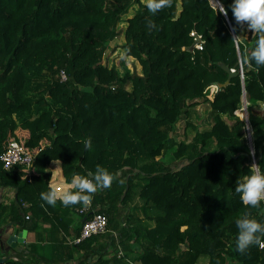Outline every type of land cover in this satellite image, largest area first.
I'll use <instances>...</instances> for the list:
<instances>
[{
	"label": "trees",
	"instance_id": "16d2710c",
	"mask_svg": "<svg viewBox=\"0 0 264 264\" xmlns=\"http://www.w3.org/2000/svg\"><path fill=\"white\" fill-rule=\"evenodd\" d=\"M261 35L210 0H170L155 12L143 0H0V188L15 190L0 203V264H264V236L244 251L235 246L238 218L264 220V201L247 205L235 191L254 158L264 168V110H256L264 65L249 59ZM119 37L141 73L104 64ZM244 87L254 158L236 114ZM198 104L212 118L204 130L192 120ZM12 141L32 166L4 169ZM53 160L67 182L98 164L113 179L88 204H48L40 193L50 188ZM83 205L70 231L68 216ZM97 213L107 216L106 230L71 241ZM40 222L61 236L51 256L43 238L14 254L3 249L8 226L31 233Z\"/></svg>",
	"mask_w": 264,
	"mask_h": 264
},
{
	"label": "clouds",
	"instance_id": "9594fccd",
	"mask_svg": "<svg viewBox=\"0 0 264 264\" xmlns=\"http://www.w3.org/2000/svg\"><path fill=\"white\" fill-rule=\"evenodd\" d=\"M169 2L170 0H147V7L150 11L155 12L161 7L168 5ZM214 4L216 9L218 8L219 12L224 14L230 8L237 22L246 21L248 28L264 34V0H231L228 8L224 6L222 0H214ZM235 37L238 36L236 35ZM249 59L254 61L257 66L264 65V35H261L255 41ZM242 107L240 113L247 111L248 119V106L247 110ZM236 114L239 115L237 111ZM242 115L239 116L242 118ZM83 144L85 148H90L92 146V138H84ZM252 157H254L253 154ZM112 179L113 174L98 164L94 173L90 172L87 175L75 174L73 176L69 183L75 185L76 191L66 189L62 193H58L54 187H50L47 191H42L40 196L43 201L52 205L56 203L58 197L64 205L76 204L77 202L88 204L92 198L91 194L97 188L108 187ZM235 191L240 194V199L243 203L251 206H260V203L264 201V168L260 164L252 163L249 167V172L237 181ZM235 223L237 227L235 246L238 251L246 250L249 245L259 242L261 236H264V220H258L245 214L238 218ZM3 259L5 260V258Z\"/></svg>",
	"mask_w": 264,
	"mask_h": 264
},
{
	"label": "crops",
	"instance_id": "0c3cea01",
	"mask_svg": "<svg viewBox=\"0 0 264 264\" xmlns=\"http://www.w3.org/2000/svg\"><path fill=\"white\" fill-rule=\"evenodd\" d=\"M145 3H147V0H143ZM137 6L135 8H133L131 11H133L134 9H136ZM128 18V17H127ZM262 104H259L257 106H260V111L258 110V112H261V110L263 111L264 106L262 107ZM264 105V104H263ZM256 106V107H257ZM257 109V108H256ZM210 120V119H208ZM50 172H51V177L49 180V187H54L56 189V191L58 193H62L64 190H72L75 188V185H71L69 182H67L64 174H63V170H62V166L60 161L58 160H53L50 162L49 166H48ZM60 186L61 189L57 190V187ZM15 196V190L12 188H0V203H5V204H9L12 199ZM59 199V197H58ZM138 199L136 198V201ZM69 219L72 220V222L70 223V231L75 230L76 227L80 226V223L83 221L84 217L77 211L72 213L71 215L68 216ZM40 228L38 229V231H34L29 233L27 230V237L25 240V243H29V242H35L38 239H44L47 245H51L50 248L48 249V251L46 252L47 256H51L53 252V250H55V247L57 245V241L60 240L61 236H56L55 232L52 231L50 229V226L47 222H44V224H42L43 222H40ZM17 230L14 228V226H8L6 232L3 234L2 240H3V249L6 252H10L12 254L15 253L16 250H14L17 246L13 247L11 244H9L8 238L10 235H17L18 233L16 232ZM53 233V234H52ZM73 236L70 237L71 241L73 240ZM24 243V242H22ZM21 244V243H19ZM18 244V245H19ZM58 254H56L55 251V256H57ZM80 254H76V258L79 257ZM74 263V262H73ZM70 262H66V264H73Z\"/></svg>",
	"mask_w": 264,
	"mask_h": 264
},
{
	"label": "built area",
	"instance_id": "2783aa9c",
	"mask_svg": "<svg viewBox=\"0 0 264 264\" xmlns=\"http://www.w3.org/2000/svg\"><path fill=\"white\" fill-rule=\"evenodd\" d=\"M212 6L214 5V2L210 0ZM241 74L243 77V72L241 70ZM242 118L246 122V138L249 141V143H252V128L249 125L248 119H247V111H243ZM254 158V157H253ZM1 161L3 164V167L5 170H11L15 168L18 165H24L26 167H30L33 164V158L29 154V152L25 149L23 145L18 143L17 141H12L7 148L4 150ZM255 162V158H254ZM61 187L58 186L57 190H60ZM86 205H83L81 207H77V211L82 215L84 213V208ZM108 225V218L106 215L97 213L94 214L91 218H86L83 222L80 235L78 237L73 238V241L78 243L79 241L86 239L93 234H97L100 232H104ZM120 254H122V251H120Z\"/></svg>",
	"mask_w": 264,
	"mask_h": 264
},
{
	"label": "rangeland",
	"instance_id": "374dc122",
	"mask_svg": "<svg viewBox=\"0 0 264 264\" xmlns=\"http://www.w3.org/2000/svg\"><path fill=\"white\" fill-rule=\"evenodd\" d=\"M134 12H135V9L133 11L130 10V12L127 15H125L124 18L128 17V16L132 17L134 15ZM120 25H122V27H124L127 25V22L122 21ZM242 34L246 39L249 38L248 31L244 32L242 30ZM124 43H125V41H124L123 37H119L116 40H113L112 42H110L109 48L107 49V51L105 52V55H104V64H107L108 66H115L118 69V71L120 72V74H124V72L126 70H130V71L137 70L139 73H141L142 72L141 64L139 63L138 59L134 58V56L128 55L127 48H125L123 46ZM198 105L200 106L201 116H197V113H196L197 110H196L192 114V120L195 123V125L198 126V128L200 130H204V129H207L211 126L212 118L209 116V111H207L205 108H203V107H205V105L204 106H201L200 104H198ZM263 106L264 105L262 104V107ZM241 107L237 110V113L240 116L242 114V113H240ZM256 108H257L256 109L257 111L258 110L260 111V106H257ZM207 113H208V116H207ZM208 117L210 119L209 121H207ZM183 129H184V124L180 123L179 127H178V134L182 135ZM192 135H193V132L191 133V136ZM164 158L166 159V161L171 160L170 154H166V156ZM203 263H204V261H203V259H201L200 264H203Z\"/></svg>",
	"mask_w": 264,
	"mask_h": 264
},
{
	"label": "water",
	"instance_id": "95a60500",
	"mask_svg": "<svg viewBox=\"0 0 264 264\" xmlns=\"http://www.w3.org/2000/svg\"><path fill=\"white\" fill-rule=\"evenodd\" d=\"M231 30H232L233 35L236 36V33L234 32V30L233 29H231ZM224 68L227 71L230 72V77L237 75L236 71H234L233 69H229L226 66H224ZM226 83H228V81ZM222 85H224V84H220V86H222ZM243 103H244V105H243L242 108H244L245 110H247V106H248L249 102H248V98H247V95H246V89H245V87H244V90H243ZM251 154H253V156H254V147H253L252 144H251ZM254 163H257V162L255 161ZM26 237H27V230L26 229H23L17 235H14V234L13 235H10L7 242L9 244H11L13 247H15L19 243L25 242ZM1 245L3 247V241L1 242ZM2 261H4L3 258L0 259V262H2Z\"/></svg>",
	"mask_w": 264,
	"mask_h": 264
},
{
	"label": "bare ground",
	"instance_id": "6f19581e",
	"mask_svg": "<svg viewBox=\"0 0 264 264\" xmlns=\"http://www.w3.org/2000/svg\"><path fill=\"white\" fill-rule=\"evenodd\" d=\"M214 2V0H212ZM215 5V4H214Z\"/></svg>",
	"mask_w": 264,
	"mask_h": 264
}]
</instances>
